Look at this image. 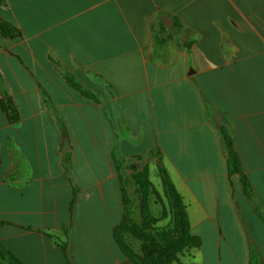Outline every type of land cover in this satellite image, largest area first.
Here are the masks:
<instances>
[{"label": "crops", "instance_id": "obj_1", "mask_svg": "<svg viewBox=\"0 0 264 264\" xmlns=\"http://www.w3.org/2000/svg\"><path fill=\"white\" fill-rule=\"evenodd\" d=\"M0 20V264H134L114 230L153 155L201 241L175 264H264V0H0Z\"/></svg>", "mask_w": 264, "mask_h": 264}, {"label": "rangeland", "instance_id": "obj_2", "mask_svg": "<svg viewBox=\"0 0 264 264\" xmlns=\"http://www.w3.org/2000/svg\"><path fill=\"white\" fill-rule=\"evenodd\" d=\"M155 158H157V164L151 170V173L148 165L143 162L135 170H130L129 177L126 179L124 177L125 184L127 186L129 184L131 188L129 193L130 197L125 190L124 181L122 185L123 189L121 190L125 195V203L129 201L128 228L122 230L121 238L131 250L138 264H153L159 262L165 247L174 245L183 239V234L180 230L181 225L179 226L178 224V218H180L181 213L179 211V202H175V196L172 191L178 197L180 195L174 187L167 170L160 164V159L157 155H153L152 160ZM148 160L150 161L151 159ZM138 177H146L145 187L147 189L146 206L148 217L145 218L140 215L141 202L140 192H138L140 187ZM149 214L153 222L149 223L146 229L142 226V219L144 220V225H147ZM139 228H143L142 232L139 231ZM194 250L195 248L183 249L177 255L176 262H194L189 253Z\"/></svg>", "mask_w": 264, "mask_h": 264}, {"label": "trees", "instance_id": "obj_3", "mask_svg": "<svg viewBox=\"0 0 264 264\" xmlns=\"http://www.w3.org/2000/svg\"><path fill=\"white\" fill-rule=\"evenodd\" d=\"M0 35L2 38L6 39H12L16 38L18 36V31L9 23L1 21L0 20ZM4 110L5 107H2ZM219 135L222 141V146L224 149L225 157H226V164H227V171L229 175H238L240 179V184L242 191L244 193V196L248 199L251 200L252 197V189L251 185L248 181V179L245 177L242 171L241 163L236 155L234 148H233V142L230 133L228 130L224 127L219 128ZM138 184H139V189L138 192H140V215L142 217H148V210L146 206V194H147V189L145 187L146 184V177H138ZM173 195L175 196V202H179V211L180 213V218H178V224L180 226V230L182 231L183 234V239L179 242H177L174 245H170L168 247H165L162 251V256L161 260L159 262H155L153 264H173L177 263V255L180 254L183 249H189V248H199L201 241L199 237L194 236L190 233V226L187 218V214L185 211V207L182 203L181 197H178V195L172 191ZM123 201L125 203V195L122 193ZM177 211V209H176ZM141 217V218H142ZM153 222L152 218L150 217L149 214V219L147 225H144V220L142 219V226H144L146 229L148 228V224ZM128 223L127 219H125L115 230H114V239L116 243L118 244V247L122 251V253L129 258L134 264H138L134 258V256L131 253V250L127 247V245L124 243L122 240L121 232L124 229L128 228ZM1 225H8V223L0 222ZM175 224V223H174ZM143 228H139V231L142 232ZM61 249L63 252H65V246H62Z\"/></svg>", "mask_w": 264, "mask_h": 264}, {"label": "water", "instance_id": "obj_4", "mask_svg": "<svg viewBox=\"0 0 264 264\" xmlns=\"http://www.w3.org/2000/svg\"><path fill=\"white\" fill-rule=\"evenodd\" d=\"M61 150H62V151H67V150H69V145H68V141H67V139H64L63 144H62V147H61Z\"/></svg>", "mask_w": 264, "mask_h": 264}]
</instances>
